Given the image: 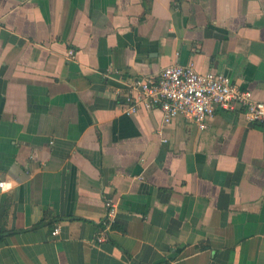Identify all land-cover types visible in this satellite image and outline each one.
<instances>
[{"label": "crops", "instance_id": "0c3cea01", "mask_svg": "<svg viewBox=\"0 0 264 264\" xmlns=\"http://www.w3.org/2000/svg\"><path fill=\"white\" fill-rule=\"evenodd\" d=\"M171 64L264 101V0H0V264H264V123L123 110Z\"/></svg>", "mask_w": 264, "mask_h": 264}, {"label": "built area", "instance_id": "2783aa9c", "mask_svg": "<svg viewBox=\"0 0 264 264\" xmlns=\"http://www.w3.org/2000/svg\"><path fill=\"white\" fill-rule=\"evenodd\" d=\"M73 50L68 55L73 56ZM134 89L124 92L122 107L126 114H135L141 108H159L166 125L177 116L205 127V119L217 109L233 111L244 109L247 119L255 124L264 123V101L255 99L249 88H242L232 78L219 71H197L192 64H171L164 67L156 78L137 80ZM5 182H0V190ZM106 212L96 237L97 242L109 239L115 222L117 207L112 199L104 202ZM59 227L52 230L57 235Z\"/></svg>", "mask_w": 264, "mask_h": 264}, {"label": "trees", "instance_id": "16d2710c", "mask_svg": "<svg viewBox=\"0 0 264 264\" xmlns=\"http://www.w3.org/2000/svg\"><path fill=\"white\" fill-rule=\"evenodd\" d=\"M260 125H262V124H260Z\"/></svg>", "mask_w": 264, "mask_h": 264}]
</instances>
